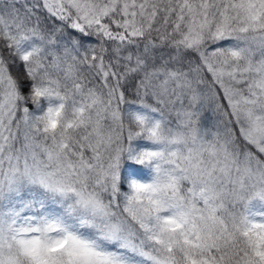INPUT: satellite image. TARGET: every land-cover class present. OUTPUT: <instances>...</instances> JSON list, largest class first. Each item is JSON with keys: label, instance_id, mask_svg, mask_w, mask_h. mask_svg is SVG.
<instances>
[{"label": "snow or ice", "instance_id": "obj_1", "mask_svg": "<svg viewBox=\"0 0 264 264\" xmlns=\"http://www.w3.org/2000/svg\"><path fill=\"white\" fill-rule=\"evenodd\" d=\"M0 264H264V0H0Z\"/></svg>", "mask_w": 264, "mask_h": 264}]
</instances>
